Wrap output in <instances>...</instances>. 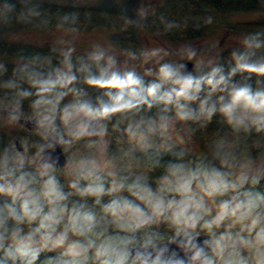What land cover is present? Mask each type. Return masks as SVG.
Here are the masks:
<instances>
[{"label":"clouds","instance_id":"1","mask_svg":"<svg viewBox=\"0 0 264 264\" xmlns=\"http://www.w3.org/2000/svg\"><path fill=\"white\" fill-rule=\"evenodd\" d=\"M98 9L0 0V264H264V23Z\"/></svg>","mask_w":264,"mask_h":264},{"label":"trees","instance_id":"2","mask_svg":"<svg viewBox=\"0 0 264 264\" xmlns=\"http://www.w3.org/2000/svg\"><path fill=\"white\" fill-rule=\"evenodd\" d=\"M12 2L16 3V0H12ZM98 3V11L108 13L112 18H115L121 13L122 8L125 7L127 8V14L132 16V10L136 7L137 0H100ZM260 5V0H164L163 4L157 9V14L163 13L170 18L193 17L199 14L203 6L227 12L254 10L259 8ZM261 23H264V19L236 21L230 24V26L237 30H243L253 28ZM206 30L207 28L205 27L197 29L193 22L190 21L184 37L192 39L202 35ZM112 38L123 46H140L141 44L138 33L132 28H129L127 31L117 32ZM29 46V43L26 42L0 40V52H7L9 54H14Z\"/></svg>","mask_w":264,"mask_h":264},{"label":"rangeland","instance_id":"3","mask_svg":"<svg viewBox=\"0 0 264 264\" xmlns=\"http://www.w3.org/2000/svg\"><path fill=\"white\" fill-rule=\"evenodd\" d=\"M99 1L100 0H98V2ZM60 2H63V0H60ZM153 4L157 7V9L159 8V6H161V4L158 3V0H153ZM261 8H264V4H261L259 8L254 10L222 12L211 7L203 6L199 14H196L193 17L201 16L205 13L214 14L216 18V25L214 28H212L211 31L207 29L202 35L192 38V40L196 41L197 43H202L203 41L209 39V37H214L219 40L220 46L224 47L226 44L230 43V34L236 31H240L232 28L230 24L236 21L264 19V17H256L255 15L256 11ZM138 37L141 42L142 40H146V37H143L140 34H138ZM0 40L28 43L27 40L23 37L15 40L12 39V36L8 32H0Z\"/></svg>","mask_w":264,"mask_h":264},{"label":"water","instance_id":"4","mask_svg":"<svg viewBox=\"0 0 264 264\" xmlns=\"http://www.w3.org/2000/svg\"><path fill=\"white\" fill-rule=\"evenodd\" d=\"M189 67H191V65H189Z\"/></svg>","mask_w":264,"mask_h":264}]
</instances>
